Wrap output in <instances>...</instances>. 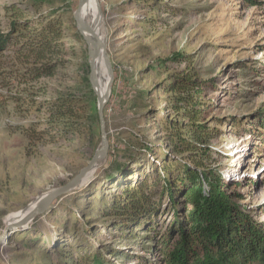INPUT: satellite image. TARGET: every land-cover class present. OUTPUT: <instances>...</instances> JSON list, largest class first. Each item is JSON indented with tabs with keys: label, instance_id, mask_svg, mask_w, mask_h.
Wrapping results in <instances>:
<instances>
[{
	"label": "rangeland",
	"instance_id": "374dc122",
	"mask_svg": "<svg viewBox=\"0 0 264 264\" xmlns=\"http://www.w3.org/2000/svg\"><path fill=\"white\" fill-rule=\"evenodd\" d=\"M77 3L0 0V33L16 18L24 35L0 55V233L7 215L64 185L99 146L88 46L73 18ZM98 4L103 17L99 34L113 73L103 108L108 154L86 181L57 198L46 213L10 232L0 248V264H70V257L63 256L96 251L107 264L159 258L143 226L146 217L114 224L107 213L135 183L151 185L164 166L176 168L180 156L169 148L164 127L165 120L178 117L167 106L171 96L166 89L167 76L187 64L168 60L177 52L187 55L204 81L200 120L214 128L207 162L225 182L238 183L241 205L264 228V70L259 66L264 64V0ZM50 22L61 25V37L51 47L53 74L37 79L22 75L25 66L13 59L15 49L36 39ZM64 95L87 106L80 135L63 128V122L56 126L47 120L50 105ZM28 135L38 140L30 141ZM156 199L161 207L154 222L163 231L171 212L166 194L158 193Z\"/></svg>",
	"mask_w": 264,
	"mask_h": 264
},
{
	"label": "trees",
	"instance_id": "16d2710c",
	"mask_svg": "<svg viewBox=\"0 0 264 264\" xmlns=\"http://www.w3.org/2000/svg\"><path fill=\"white\" fill-rule=\"evenodd\" d=\"M20 25L27 28V23ZM19 30L14 18L9 30L0 33V55L17 36H24ZM60 37L61 25L50 22L36 39H29L15 49L13 59L25 66L22 75L26 73L35 79L52 75L56 63L51 60V47ZM168 60L187 62L182 70L167 76L166 89L171 96L167 106L178 117L165 120L164 128L169 148L180 156L174 161L176 168L164 166L151 185L147 181L135 183L125 191L124 201L113 203L107 216L114 217V224L146 217L144 229L150 234L149 239L154 240V247L147 250L150 252L152 248L159 258L149 257L145 264H264V228L241 205L243 197L238 183L225 182L219 169L207 162L211 152L208 140L214 128L200 120L199 100L204 81L199 79L187 55L177 52ZM259 66L264 70V64ZM50 106L47 119L50 123L59 126L63 122L67 131L76 136L81 134L88 118L87 106L80 98L59 96ZM44 133L45 130L40 131L37 136ZM28 139L38 140L33 135H28ZM136 144L131 145L137 147ZM165 154L168 156V151ZM158 193L166 194L171 212L163 231L157 230L154 222L161 207L160 199L154 200ZM67 256L70 264H107L98 251L76 257L66 255L63 259Z\"/></svg>",
	"mask_w": 264,
	"mask_h": 264
},
{
	"label": "water",
	"instance_id": "95a60500",
	"mask_svg": "<svg viewBox=\"0 0 264 264\" xmlns=\"http://www.w3.org/2000/svg\"><path fill=\"white\" fill-rule=\"evenodd\" d=\"M89 0H78L77 7L74 11L73 18L75 22V28L79 32V34L82 36L83 40L88 46V54H89V80L93 89V92L96 95V108H97V114L99 119V127H100V143L99 146L94 151L91 159L89 162L80 169V171L72 177L68 182H66L64 185L53 188L41 195L38 199H35V202H33L31 205L29 204L24 209L20 210L19 214L16 216L10 217V219L6 220L4 222V228L0 233V248L8 238L9 234L13 230H17L19 228H26L28 227L29 223L39 215H42L46 213L51 207L54 201L61 197L62 195H65L78 185L82 184L84 181H86L90 176L89 173L93 172L94 169L100 165L106 158L108 154V147H109V141L107 138V132L105 127V121L103 116V108L104 104L107 101V98L109 96L110 91V85L112 81V69H110V81L107 86L108 91L105 94H100L98 90L96 89V68H95V60L98 58H102L108 61L106 49H105V43L100 39L98 34L93 30L90 31L87 27V25L82 20V10L84 6L88 3ZM96 6L98 8V11L101 13L98 0H96ZM103 18V17H102ZM87 30V31H86ZM86 32L89 33V36L86 35ZM91 47L93 48L91 50Z\"/></svg>",
	"mask_w": 264,
	"mask_h": 264
},
{
	"label": "bare ground",
	"instance_id": "6f19581e",
	"mask_svg": "<svg viewBox=\"0 0 264 264\" xmlns=\"http://www.w3.org/2000/svg\"><path fill=\"white\" fill-rule=\"evenodd\" d=\"M101 18H102L101 14L98 11V8L96 6V0H89L88 3L84 6V8L82 10V20L87 25L88 29L90 31L94 30L98 34L100 39L104 42V40L101 38V36L99 34V24H100ZM86 35L89 36V33L86 32ZM92 49L93 48L91 47V50ZM94 64H95V68H96V77H95L96 86H97L96 89L98 90V92L100 94L103 95L108 91L107 86L109 84L110 77H111L110 62L106 61L105 59L103 60L102 58H98L95 60ZM91 173L92 172L89 173V176L91 175ZM39 197H41V196H39ZM19 212H20V210L13 212V213H10L9 215L6 216L5 221L10 219V217H12V216H16L17 214H19Z\"/></svg>",
	"mask_w": 264,
	"mask_h": 264
}]
</instances>
